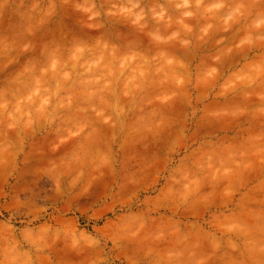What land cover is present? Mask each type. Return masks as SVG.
<instances>
[{
	"label": "rangeland",
	"instance_id": "1",
	"mask_svg": "<svg viewBox=\"0 0 264 264\" xmlns=\"http://www.w3.org/2000/svg\"><path fill=\"white\" fill-rule=\"evenodd\" d=\"M235 2L226 0L227 6L219 15H227ZM31 3L32 0H0V32L20 29L26 23ZM139 4L147 13L144 30L123 18L104 17L105 27L100 32L90 31L79 25V14L70 8L62 10L51 28L55 32L63 26L70 34L89 40L102 35L119 45L122 52L134 47L149 58L165 51L184 61L186 67L181 71L190 81L175 100L156 106L159 111L155 119L164 120L158 134L129 135L130 126L146 115L147 109L143 113L130 111L123 130L99 127V146H111L114 164L104 169L103 175L95 174L90 186V177L75 186L58 177L54 165L63 159L65 150H50L55 124L37 126L36 133L23 143L12 133L6 145H0L7 146L10 153L7 159H0V261L4 259V249L13 244L21 258L30 259L32 264H156L161 259L158 253L178 250H184L186 258L188 252L197 257L211 253L212 264H233L246 258L238 250L245 249L250 237L227 231L221 224L225 217H239L246 208L259 207L250 198L259 195L255 186L264 179L260 156L252 154L261 146L252 138L264 131L257 113L261 101L255 95L260 89L241 83L226 94L220 93L234 73L248 71V65L264 54L258 44L235 47L251 21L259 18V6L252 16L227 31L221 20L209 21L198 13L186 19L193 25V31L186 33L177 23L183 10L175 8L174 0H139ZM160 4L168 9L171 26L152 17L151 8ZM209 22L215 27L199 39L200 29ZM157 30L164 36L179 30L181 36L157 44L147 34ZM260 31L264 30L253 34ZM183 39L191 43L184 46ZM213 66L218 69L216 79L208 86L200 84L199 77ZM249 92L251 96L246 95ZM241 108L245 109L242 115H212L238 112ZM225 145L231 147L222 151ZM205 152L212 156L211 161L203 155ZM231 153L235 156L230 158ZM236 161L241 162V167L235 175L213 177L215 168L234 167ZM209 163L213 168L207 167ZM247 163L252 166L244 168ZM185 174L199 178L198 193L187 201L180 196L187 183ZM168 188L174 189L175 195L163 199ZM226 189H231V194L226 195ZM133 216L146 221L145 232L152 237L161 228L165 236L159 241H141L117 234L115 229L122 219ZM172 229L176 230L175 236L169 235ZM42 233L44 240L33 243ZM84 236L99 243L89 247Z\"/></svg>",
	"mask_w": 264,
	"mask_h": 264
},
{
	"label": "clouds",
	"instance_id": "2",
	"mask_svg": "<svg viewBox=\"0 0 264 264\" xmlns=\"http://www.w3.org/2000/svg\"><path fill=\"white\" fill-rule=\"evenodd\" d=\"M104 4L108 6L103 7ZM174 6L183 10L177 23L186 33L193 31V25L186 23V19L195 18L198 13L209 21L221 20L227 31L241 19L252 16L253 10L259 6L256 12L259 18L251 21L246 34L235 47L258 44L264 48V31L253 34L264 30V0H236L225 16L219 13L227 6L226 0H174ZM69 8L79 14V25L90 31L100 32L105 27L104 17L123 18L140 30L147 28V13L140 8L139 0H32L26 23L18 30L0 32V145H6L12 133H16L23 143L26 137L36 133L37 126L55 124L50 150L53 153L65 150L63 159L54 165L58 177L66 178L73 186L90 177V186L95 174L103 175L104 169H110L114 164L111 146H99V127L123 130L130 111L143 113L147 109L146 115L140 116L130 126L129 135L158 134L164 127V120L155 119L159 111L156 106L175 100L190 77L181 71L186 67L184 61L165 51L149 58L134 47L122 52L119 45L102 35L89 40L70 34V30L65 31L63 26H58L53 32V21L61 16L62 10ZM151 14L157 22L171 26L172 18L163 4L153 5ZM214 27L212 22L207 23L200 29L198 38L206 37ZM147 34L157 44L181 36L179 30L168 36L158 30ZM181 43L187 46L191 41L183 39ZM228 51L231 52L232 48ZM217 73L215 66L210 67L198 82L208 86L216 79ZM233 77L222 86L220 94L234 90L241 83L257 85L260 90L255 95L261 101L257 113L264 123V54L248 65V71L241 70ZM246 95L251 96L252 93ZM244 112L245 109L241 108L238 112H216L212 115L236 116ZM252 139L261 145L252 154L259 155L264 165V131ZM230 147L225 145L222 151ZM9 154L7 146L0 148V159H7ZM203 155L208 154L205 152ZM234 156L235 153L230 154V158ZM208 159L211 161L212 156L208 155ZM251 166V163L243 165L244 168ZM207 167L213 168V165L209 163ZM240 167L241 162L236 161L234 167L215 168L213 177H231ZM184 179L187 183L183 185L180 196L187 201L198 193L199 178L185 174ZM255 189L259 195L251 197L250 202L259 207L246 208L239 217H225L221 224L227 231L242 232L250 237L245 249H237L246 258L235 260L233 264H264V179ZM225 194H231V189H226ZM174 195V189L168 188L162 198ZM145 228L146 221L133 216L123 218L115 231L141 241H159L165 236L163 228L155 237L146 233ZM169 235L175 236L176 230L172 229ZM83 239L89 247L99 243L91 237L84 236ZM42 240L43 233L36 236L33 243L39 244ZM158 255L161 259L156 264H212L213 261L211 253L197 257L194 252H188L186 258L184 250ZM0 264L32 262L22 259L13 244L4 249V259ZM91 264H98V261Z\"/></svg>",
	"mask_w": 264,
	"mask_h": 264
}]
</instances>
